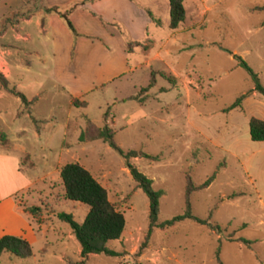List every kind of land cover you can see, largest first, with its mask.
Segmentation results:
<instances>
[{"label":"rangeland","instance_id":"obj_1","mask_svg":"<svg viewBox=\"0 0 264 264\" xmlns=\"http://www.w3.org/2000/svg\"><path fill=\"white\" fill-rule=\"evenodd\" d=\"M184 4L186 22L177 31L170 29L171 17L162 10L165 25L151 29L157 42L149 39L142 47L127 42L128 54L129 44L133 46L132 65L138 60L136 72L116 86L77 99L88 104L86 109L71 107L70 97L53 88L50 70L37 64L32 74L17 72L21 82L11 85L26 98H38L32 115L48 124L35 125L22 101L0 85V146L20 157L24 172L35 181L33 189L18 199L27 211L39 208L35 216L28 212L45 226L31 243L33 258L6 254L0 264L82 260L80 242L59 218L65 213L83 224L90 212L89 206L66 198L61 170L71 163L91 172L127 222L121 240L108 244L119 256H90L86 264H219V260L264 264V143L253 142L250 135L251 118L264 114L260 104L264 97L253 95L242 108L227 112L254 88L233 55L243 58L264 85V12L257 11L264 7V0H184ZM85 47L82 57L91 79L104 54L97 50L98 44ZM153 74L156 84L149 88ZM133 96L136 102L130 100ZM131 113H136L137 120L128 125L125 115ZM88 119L100 128L111 127L112 121L115 141L123 151L159 158L158 162L131 160L154 181L156 191L164 192L159 223L185 213L188 175L199 186L217 173L210 188L192 195V210L200 219L211 217L223 233L184 221L156 229L139 253L149 229V199L108 143L79 142ZM232 147L236 152L228 151ZM239 238L254 242L253 250L235 242ZM166 245L178 261L165 252Z\"/></svg>","mask_w":264,"mask_h":264},{"label":"crops","instance_id":"obj_2","mask_svg":"<svg viewBox=\"0 0 264 264\" xmlns=\"http://www.w3.org/2000/svg\"><path fill=\"white\" fill-rule=\"evenodd\" d=\"M16 1L14 4L11 0H0V8L7 9L5 13L0 10V72L15 85L21 82L17 72L32 74L36 64L42 66L44 71L50 70L53 88L70 97L71 107L73 99H83L128 80L136 72L138 60L132 65L131 55L126 51L127 42L144 44L149 39L157 42L151 35V29L165 25L161 11L171 17L170 0ZM53 8H58L61 13L69 12L76 34L61 15L47 12ZM149 13L162 25H157ZM90 43L98 44L97 50L104 54V59L98 61L100 69L91 79L87 75L86 60L82 57L85 44ZM2 95L0 91V99ZM257 96L254 94L253 97ZM134 97L130 100L136 102ZM260 104L264 106V103ZM26 115L30 117L28 113ZM125 116L128 125L137 120L136 113ZM253 117L264 121V114ZM109 125L112 127L113 122ZM9 151L0 146V239L16 236L32 243L45 231V226L23 208L18 197L31 191L35 181L24 172L20 157ZM228 151L236 152L234 147ZM168 247L164 246L165 252H171L178 261L175 252L172 249L168 251Z\"/></svg>","mask_w":264,"mask_h":264},{"label":"trees","instance_id":"obj_3","mask_svg":"<svg viewBox=\"0 0 264 264\" xmlns=\"http://www.w3.org/2000/svg\"><path fill=\"white\" fill-rule=\"evenodd\" d=\"M86 3V2H85ZM171 5V22L170 29L173 31L181 28L186 22V8L184 0H170ZM257 11L264 12V7L258 8ZM49 13H58L66 21L69 29L76 34L74 25L69 18V12L61 13L58 8L48 9ZM155 23L159 26L162 22L156 20L152 13H149ZM135 47H142L143 44L139 42L133 43ZM133 46L129 44V54L133 51ZM234 59L238 61L239 67L243 68L249 74L254 88L246 95L241 96L237 101L227 110L234 111L243 107L244 101L249 99L254 94L264 97V85L261 82L259 75L249 66V64L241 57L233 55ZM156 84V76L153 74V79L149 88H153ZM0 85L2 89L19 98L24 106V110L28 111L30 118L35 125H44L48 122H41L32 115V108L38 98L29 101L24 94L19 92L17 88L12 87L11 82L0 72ZM74 108L86 109L88 104L77 99L72 103ZM108 120V113L105 115V122ZM250 135L253 142L264 143V121L258 118H251L250 120ZM116 132L109 126L103 128L98 127L94 122L88 119L86 129L81 134L80 143H90L95 141H104L108 143L124 160L128 170L130 171L137 188L142 190L148 197L150 202L149 212V229L146 236L145 243L141 247L139 253H142L148 242L150 241L156 229H167L176 226L184 221H192L201 226L207 227L218 235L223 233L221 226L211 222L210 217L207 220L200 219L193 214L192 210V195L199 191H204L211 187L217 178V173L211 176L204 184L197 186L191 175L186 179V211L183 215L175 217L170 221L159 223V216L161 212V199L164 196L163 191H156L154 189V181L149 179L139 169L131 163L133 159L147 158L154 162H158V157H153L143 152L138 151H123L115 141ZM61 178L65 190L66 198L70 201L81 203L90 207V212L83 224H79L74 220L72 215L59 214V218L70 225L74 235L81 244V258L80 262L70 261L69 264H86L87 259L92 255H106L109 257H118L119 254L108 248L111 242L119 241L123 237L126 230L127 222L125 216L117 211L115 206L110 201L109 192L103 187L98 180L94 178L91 172L81 166L79 163H71L64 166L61 170ZM33 216L39 212V208H29L28 210ZM235 242L241 243L249 250H253L254 242L239 238ZM6 254L14 258L27 260L34 257L33 248L29 241L22 237L4 236L0 239V260ZM220 250H218V256ZM219 260V259H218ZM219 264L222 262L219 260Z\"/></svg>","mask_w":264,"mask_h":264}]
</instances>
